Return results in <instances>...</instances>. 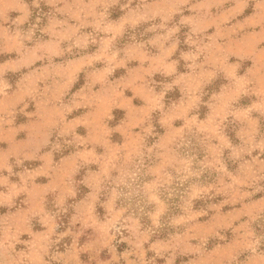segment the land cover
<instances>
[{"label":"rangeland","instance_id":"rangeland-1","mask_svg":"<svg viewBox=\"0 0 264 264\" xmlns=\"http://www.w3.org/2000/svg\"><path fill=\"white\" fill-rule=\"evenodd\" d=\"M0 264H264V0H0Z\"/></svg>","mask_w":264,"mask_h":264},{"label":"crops","instance_id":"crops-1","mask_svg":"<svg viewBox=\"0 0 264 264\" xmlns=\"http://www.w3.org/2000/svg\"><path fill=\"white\" fill-rule=\"evenodd\" d=\"M29 138L30 137L27 138V141L29 140ZM34 143H32V145H34ZM40 157L44 161H42L40 165H38L35 169L31 171L33 173L32 176L34 177L37 175H47L48 174L47 173L48 172V162L53 158V153L50 151H46ZM52 184H53V181H51L50 179L44 183H38V184L34 183L33 190L40 191L42 193H48L52 189Z\"/></svg>","mask_w":264,"mask_h":264},{"label":"clouds","instance_id":"clouds-1","mask_svg":"<svg viewBox=\"0 0 264 264\" xmlns=\"http://www.w3.org/2000/svg\"><path fill=\"white\" fill-rule=\"evenodd\" d=\"M78 7H79L80 13L83 16H85V17H89V16L94 17L95 21H96L95 26L98 29L101 28V23H102V20H103V14L102 13H97L95 11V9L97 7L96 5H94V4H80ZM132 15H133V17H135L136 13L133 12ZM146 16H147V13H145L142 16H140V18L143 19V18H146ZM72 35H75L74 31L72 32ZM53 47H55V46H53Z\"/></svg>","mask_w":264,"mask_h":264}]
</instances>
